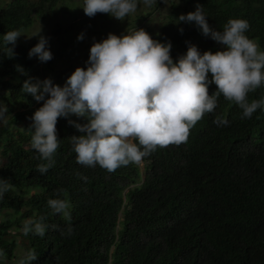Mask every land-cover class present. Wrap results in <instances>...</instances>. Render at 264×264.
I'll list each match as a JSON object with an SVG mask.
<instances>
[{"label": "trees", "instance_id": "trees-1", "mask_svg": "<svg viewBox=\"0 0 264 264\" xmlns=\"http://www.w3.org/2000/svg\"><path fill=\"white\" fill-rule=\"evenodd\" d=\"M66 1L75 0H12L0 9V95L8 109L4 115L9 116L0 131V178L14 185L0 199V250L5 259L15 258L18 243L12 232L22 229L26 220L43 216L48 225L43 237L20 233L26 254L35 249L38 255L31 264H264V108L241 119L242 109L221 95L213 112L190 129L185 143L157 148L141 166L130 163L114 172L77 163L71 137L81 133L70 121L83 125L87 120L60 117L54 166L45 174L37 170L44 161L31 146V117L43 101L21 89L30 77H49L34 68L19 38L9 58L3 35L22 33ZM79 1L84 7V0ZM197 5L213 30L223 31L229 19L247 20L246 35L264 51V0H171L159 32L139 29L153 40L170 42L174 61L186 54L189 44L201 54L224 50L195 23H177ZM73 29L56 27L53 36L61 49L68 48L61 35ZM92 45L81 62L50 78L54 85L63 87L78 67L86 70ZM54 62L48 61L46 68L52 69ZM216 90L215 84L209 85L210 95ZM261 98L264 86L248 96L249 101ZM217 118L227 124L214 122ZM61 189L67 190L72 206L70 221L53 214L47 204L64 198L58 195Z\"/></svg>", "mask_w": 264, "mask_h": 264}, {"label": "clouds", "instance_id": "clouds-1", "mask_svg": "<svg viewBox=\"0 0 264 264\" xmlns=\"http://www.w3.org/2000/svg\"><path fill=\"white\" fill-rule=\"evenodd\" d=\"M143 2L152 7L155 0ZM137 8V0H84L82 9L90 18L101 13L123 21ZM179 22L195 23L204 36H210L224 50L201 54L189 44L186 54L174 61L170 42L161 43L145 30L135 29L123 36L110 33L107 39L94 42L86 70L76 68L63 87L54 85L50 78L25 80L21 91L37 102L43 101L31 117V146L44 161L37 166L41 174L54 166L60 117L75 115L87 120L83 125L70 121L81 133L71 137L77 163L114 172L130 163H142L157 148L185 143L190 129L206 113L213 112L221 95L242 109L241 119H250L257 109L264 108V98L248 99L249 93L264 86V51L246 35L249 22L229 19L223 31L213 30L200 5L194 12L181 15ZM21 36L20 30L3 35L9 58L15 55L14 47ZM38 36L29 58L48 62L53 58L48 41ZM77 39L83 40L84 35ZM210 84L217 87L211 95ZM6 112L7 107L0 104V117ZM214 122L227 124L220 118ZM82 179L87 181V177ZM13 188L11 181L0 178V199ZM59 194L64 198L49 199L47 204L53 214L70 221L72 206L67 190H58ZM44 220L43 216L26 220L23 233L43 237L48 228ZM67 231L71 234V227ZM4 256L0 250V258ZM37 257L35 249L30 250L19 264H31Z\"/></svg>", "mask_w": 264, "mask_h": 264}, {"label": "rangeland", "instance_id": "rangeland-1", "mask_svg": "<svg viewBox=\"0 0 264 264\" xmlns=\"http://www.w3.org/2000/svg\"><path fill=\"white\" fill-rule=\"evenodd\" d=\"M160 1L162 2L161 5L155 7V9L146 6L143 1L139 2L136 12L129 14L123 21L116 20L109 14L101 13L90 18L85 15L79 0L66 1L59 3L53 13L45 20H35L31 27L21 33L22 36L19 37V41L27 46L29 53L30 49L39 42L38 35L47 39V48L52 53V59L55 60L51 65L52 69L48 70L45 66L48 62H41L38 57L33 56L30 59L35 69L45 71L49 78H53L54 75L65 70L69 65L81 62L85 49L105 33L123 36L135 29L139 30L141 26L149 27L154 33L159 32V28L165 22L164 17L169 12L171 0H155V3ZM11 2L12 0H0V9L5 8ZM149 13L151 15L148 19H142ZM57 26L63 29L69 26L74 27L71 34L61 35L63 41L68 44L67 49H61L58 38L53 36ZM81 34L84 35V39L78 40L77 37ZM0 104L4 105L3 96L1 95ZM8 119L9 116L7 115L0 117V131ZM22 232V229L12 232L18 243L15 258L13 260H7L5 257L0 258V264H19L20 259L26 257L22 245L24 240L20 234Z\"/></svg>", "mask_w": 264, "mask_h": 264}]
</instances>
